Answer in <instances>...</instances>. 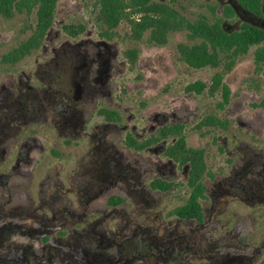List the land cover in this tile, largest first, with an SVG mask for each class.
<instances>
[{
	"label": "flooded vegetation",
	"instance_id": "flooded-vegetation-1",
	"mask_svg": "<svg viewBox=\"0 0 264 264\" xmlns=\"http://www.w3.org/2000/svg\"><path fill=\"white\" fill-rule=\"evenodd\" d=\"M150 1L181 12L175 0ZM217 1L211 12L225 31L243 24L264 31V0L257 11L241 0ZM53 22L54 15L34 59L7 63L13 68L0 77V264H264V139L244 130L199 147L182 122L166 116L140 132L108 108L115 104L111 79L124 65L109 41L119 25L111 37L103 25L100 39L84 24L63 27L82 23L62 20L53 31ZM258 47L253 62L261 67ZM132 48L123 52L130 66ZM233 65L204 66L221 69L184 90L216 95L214 110L226 114L234 93L224 76ZM216 72L221 83L211 90ZM196 81L205 83L200 92L186 90ZM251 103L240 107L264 109L261 99ZM207 115L220 121L199 125ZM254 125L260 129L264 119ZM194 128L228 131L230 121L209 111ZM199 157L202 169H193Z\"/></svg>",
	"mask_w": 264,
	"mask_h": 264
},
{
	"label": "rangeland",
	"instance_id": "rangeland-1",
	"mask_svg": "<svg viewBox=\"0 0 264 264\" xmlns=\"http://www.w3.org/2000/svg\"><path fill=\"white\" fill-rule=\"evenodd\" d=\"M93 3L94 0H57L52 30L60 29L62 20L66 23H82L85 27L94 29L96 38L102 39L99 31L103 29V25L94 17ZM172 4L189 18H195L198 13H205L214 20L215 15L211 10L216 9L218 1L175 0ZM25 20L24 13L16 14L9 20L0 16V58L28 35V31L22 32ZM29 21H35L34 13L30 15ZM233 22V19L224 20V24L230 29H237L239 25ZM117 31L118 36L109 41L117 44L119 59H122L124 65H118L122 70L111 79L116 83L115 104L108 108L117 111L122 121L136 125L140 132L148 133L151 126L156 124V118L166 116L170 122H182L187 140L199 147L213 137L231 138L232 135L242 134L244 130L253 131V134L249 133L248 136L264 139V126L259 129L254 125L255 121L264 119V109L249 107L250 112H247L246 108L240 107L242 104L247 107L249 102H253L251 105L256 104L260 99L264 101V64L258 67L253 62V50L264 46V42L251 45L247 53L236 59L231 71L225 74L224 77L234 93V104L222 115L214 110V103L219 98L216 95L210 97L206 90L200 94L184 90L185 85L196 79L208 82L211 75L221 69L192 68L178 59L176 45L180 41H187L185 32H171L165 44H157L148 40V31L139 41L129 39L127 25L123 22L119 24ZM45 43L50 49L51 41L47 39ZM130 47H136L138 51L133 66H130L123 54L124 50ZM38 52L39 49L32 51L18 61L16 66L20 67L23 63L32 61ZM12 68L0 61V77ZM209 111L229 119V130L195 129L194 124Z\"/></svg>",
	"mask_w": 264,
	"mask_h": 264
},
{
	"label": "trees",
	"instance_id": "trees-1",
	"mask_svg": "<svg viewBox=\"0 0 264 264\" xmlns=\"http://www.w3.org/2000/svg\"><path fill=\"white\" fill-rule=\"evenodd\" d=\"M57 0H0V15L4 19H11L16 14L26 15L25 25L22 31L30 30L27 38L21 40L16 46L3 53L0 61L4 64H13L36 49L51 25ZM257 11L259 0H241ZM95 19L106 27L105 34L111 37L113 29L121 22L128 23L131 28L129 37L133 40L142 38L145 31H149L148 40L159 44L167 42L170 32L184 31L187 41L177 44L179 59L194 68L204 66L216 67L223 65L229 70L238 55L245 54L251 45L264 41V31L248 24H243L240 30L227 32L221 26L222 17L216 16L210 21L205 15L199 14L195 18H188L169 4L151 2L150 0H95ZM214 11V10H213ZM34 13L35 22L29 21ZM134 15V17L132 16ZM232 15V9L226 7L222 16ZM28 18V19H27ZM64 29L81 30L84 25H64ZM126 55L131 62L135 61L137 50L127 49ZM256 63L264 61V47H258L254 51ZM221 73L213 75L211 90L221 83ZM205 83L196 81L189 84L186 90L200 92ZM225 101L228 99V88L223 87ZM118 119L116 114L113 116ZM220 119L207 115L200 122H219ZM179 144H183L180 136ZM193 169H202L201 158H198Z\"/></svg>",
	"mask_w": 264,
	"mask_h": 264
}]
</instances>
